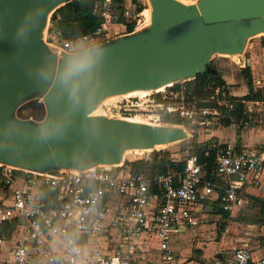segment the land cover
Returning <instances> with one entry per match:
<instances>
[{
	"label": "built area",
	"instance_id": "2783aa9c",
	"mask_svg": "<svg viewBox=\"0 0 264 264\" xmlns=\"http://www.w3.org/2000/svg\"><path fill=\"white\" fill-rule=\"evenodd\" d=\"M110 1L95 6L100 23L90 33L67 39L52 27L55 53L74 54L107 42L118 19L133 23L126 35L135 32L139 20L131 1L122 0L117 10ZM206 89L202 101L212 105L177 107L181 122L175 126L199 134L219 123L220 108H231L228 92L212 83ZM209 145L213 179L191 153L169 158L163 170L151 174L123 162L49 172L0 163V264H198L182 259L179 247L203 207L237 210L248 203L246 185L264 194L263 143L237 148L214 140ZM251 263L263 264L264 258L250 260L242 243L201 264Z\"/></svg>",
	"mask_w": 264,
	"mask_h": 264
},
{
	"label": "water",
	"instance_id": "95a60500",
	"mask_svg": "<svg viewBox=\"0 0 264 264\" xmlns=\"http://www.w3.org/2000/svg\"><path fill=\"white\" fill-rule=\"evenodd\" d=\"M67 1L0 0V163L41 172L85 168L118 163L121 150L153 149L180 139L184 131L179 127L93 121L85 113L107 93L155 89L197 72L214 73L204 61L209 51L240 53L247 38L264 32V0H197L189 19L198 22L170 44L162 40L164 23L185 6L177 0H148L147 32L62 53L57 62L40 35L49 14ZM240 21L248 24H234ZM73 58L87 67L65 79ZM43 93L48 109L43 124L10 120L18 100Z\"/></svg>",
	"mask_w": 264,
	"mask_h": 264
},
{
	"label": "rangeland",
	"instance_id": "374dc122",
	"mask_svg": "<svg viewBox=\"0 0 264 264\" xmlns=\"http://www.w3.org/2000/svg\"><path fill=\"white\" fill-rule=\"evenodd\" d=\"M128 1H131L138 14L137 19L139 23L135 24L137 28L134 34L147 32V27L151 23V8L148 1ZM196 1L185 2L187 8L177 17L176 23L167 26L163 31V42L174 43L195 26L198 19L189 18L196 13ZM110 3L116 10L122 6V2L113 4L110 1ZM49 16L47 18V24L49 22ZM234 24L247 25L248 21L235 22ZM115 27L120 31H110V40L114 39L117 35H126L125 28H122V25ZM48 28V25H46V31L45 29L42 30V34L44 33L42 41L49 52L56 54L52 46V32ZM103 43L106 42H102L101 44ZM216 51L217 49L209 51L204 61L214 69H216V66L225 68L219 69L218 72L224 74V82H229L228 86L230 90L228 91L226 89L227 92H232L231 94H234L232 96L237 97L242 95V89L240 88H243V92H246V80L241 75L240 70L248 67L251 77L252 93L256 94L259 100L242 101L243 112L241 115L228 117L230 121L229 125L232 126L222 127L218 123L213 128H218L220 134L238 132L240 134L238 136L241 137V142L246 146L251 145L254 147L259 143L264 144V32L257 33L255 36L246 39L245 45L239 54L238 61L234 57L231 58L230 55L222 56ZM190 79H181L168 83L162 86L161 90H158V88L143 90L130 89L124 92L117 90L101 95L86 111L85 118L100 122L132 124L137 127L159 125L174 127L175 124L166 121L165 117H173L176 119L175 109L177 107L195 103L194 100L186 96L190 94V90L185 89L188 86L186 85V81ZM176 83L179 85V88L172 89L171 86ZM133 91H145V93H142L143 95L138 93L136 95L122 97L123 94ZM157 94H159V97ZM228 95L230 94L228 93ZM46 98L47 95L43 93L41 95H30L18 100L9 114L10 120L13 122L26 121L32 126H40L44 123L48 114ZM222 117L223 115L220 118ZM177 122H181L178 117ZM252 128L262 131L263 134H260V132L256 134L246 133L248 132L247 130ZM202 134L201 132L197 134L193 130H185L182 138L165 144V146L160 148H154L153 150H165L171 160L184 159L189 151L196 149L197 146L207 141L208 138ZM147 149H137L143 151H137L136 148L121 150L120 154H122V157L124 155L122 160L132 161L146 156L150 151ZM260 181L264 185V169L261 172ZM244 197L248 202V198L245 195ZM203 208V211L198 214L196 225L189 228L180 241L179 249L182 259L201 264L211 260L215 252H228L233 248L241 246L242 243L247 244L251 258L264 255V252L260 254L258 251L259 248L264 247V231L259 224L264 221V210L262 207L255 205V208L248 209V203H243L237 210H233L232 212H223L218 208L217 204L211 206L205 205ZM249 223L255 225L248 226ZM256 246H259V248H256Z\"/></svg>",
	"mask_w": 264,
	"mask_h": 264
},
{
	"label": "trees",
	"instance_id": "16d2710c",
	"mask_svg": "<svg viewBox=\"0 0 264 264\" xmlns=\"http://www.w3.org/2000/svg\"><path fill=\"white\" fill-rule=\"evenodd\" d=\"M103 0H69L59 7L55 8L49 16L50 26L48 30H51L52 27L57 29L63 38L73 39L75 37L90 33L93 31L100 23V18L97 14L94 13V8L97 4ZM113 4L121 3L122 0H111ZM117 23L124 25L125 32L129 33L132 30L133 23L123 22V19H118ZM241 75L246 80L247 93L243 96H232L227 95L226 99L231 104V108L227 109L221 107L222 118L219 119V123L222 126H227L230 124L229 116L236 115L239 116L243 112L244 100H259L256 94L252 93L251 87V77L249 75V68L245 67L240 70ZM212 83L213 86H218L222 88L226 93V84L222 80L219 73L215 70L214 73H209L206 71L197 72L193 78L189 81H186V90H190V94H187V98L190 97L195 101L197 106H211V103L203 102L202 100L206 98L209 94V91L206 89L207 84ZM172 89H178L179 85L173 84ZM162 88L158 89L161 90ZM159 97V94H157ZM166 121L173 124H180L173 117H165ZM212 139L204 141L201 145L197 146L196 149L189 151V153L196 155L199 162H204V169L206 175L210 178L211 168H212V155L213 152L209 148V144ZM160 148V147H158ZM207 152V155L204 153ZM124 157V155H123ZM122 157V158H123ZM120 162L129 163L132 170H141L146 173H153L163 170L166 163H169V156L165 150H153L150 149L148 159H136L127 162V160H122ZM213 179V177H212ZM221 210V209H220ZM224 212V211H223Z\"/></svg>",
	"mask_w": 264,
	"mask_h": 264
},
{
	"label": "crops",
	"instance_id": "0c3cea01",
	"mask_svg": "<svg viewBox=\"0 0 264 264\" xmlns=\"http://www.w3.org/2000/svg\"><path fill=\"white\" fill-rule=\"evenodd\" d=\"M183 2H187V1H189V2H192L193 0H182ZM115 26H120V24H114V25H112L111 26V29L112 30H115V31H120L119 29H117ZM122 28H123V26H122ZM219 54H221L222 56H225V55H230V57L231 58H233V55H231V54H228V53H219ZM222 67V66H221ZM219 69H225V68H220V66L218 67V66H216V71L218 72L219 71ZM219 73V72H218ZM219 75L221 76V78H222V80L224 81V74L223 73H219ZM225 84H226V89L229 91L230 90V88H229V82H224ZM240 89H242V95H245L248 91H247V88H246V92H243V88H240ZM230 95H234V94H231L230 92H228ZM236 93V92H235ZM241 95V96H242ZM230 126H232V125H229V126H222V127H230ZM235 131H236V129H235ZM239 131H240V129H239ZM248 132H246V133H254V134H256V133H258V132H260V134H263V132L262 131H260V130H256L255 128H252V129H249V130H247ZM202 133V132H201ZM202 135H205L208 139H212V140H218V141H227V142H231V143H234L236 146H237V148H248V147H252L251 145H249V146H246V145H244L243 144V142H241V137L240 136H238V135H240V134H238V132H235V133H223V134H220V132L218 131V128H209L208 130H207V133H203ZM206 139V138H205ZM207 139V140H208ZM257 141H258V139H257ZM264 169V168H263ZM263 169H261V171H260V175H261V172H262V170ZM244 195L248 198V209H253V208H255V205H257V206H260V207H262V209L264 210V205L263 204H261L260 202H258L257 200L258 199H260V200H263L264 201V194L263 193H261L257 188H255V187H252V186H248V185H246L244 188ZM264 222V221H263ZM260 224V226H261V229L264 231V225L262 224V223H259ZM258 224V225H259ZM255 224H252V223H249L248 224V226H254ZM264 233V232H263ZM263 242H264V240H263ZM256 248H259V246H256ZM263 249H264V247L263 248H259L258 249V251L260 252V254H261V252H264L263 251ZM217 253V252H216ZM251 254V253H250ZM260 258H264V255H259V256H257V257H255V258H251V256H250V260H258V259H260ZM252 264V263H251Z\"/></svg>",
	"mask_w": 264,
	"mask_h": 264
},
{
	"label": "bare ground",
	"instance_id": "6f19581e",
	"mask_svg": "<svg viewBox=\"0 0 264 264\" xmlns=\"http://www.w3.org/2000/svg\"><path fill=\"white\" fill-rule=\"evenodd\" d=\"M148 1V0H147ZM177 1H179L180 3H182L184 6H185V8L184 9H181V10H179V11H177V12H175V13H173V14H171V15H169L168 17H167V19H166V21H165V23H164V27H167V26H169V25H171V24H173V23H176V19H177V17L187 8V5H186V3L185 2H182V1H180V0H177ZM148 3H149V1H148ZM196 3V2H195ZM149 5H150V3H149ZM150 8H151V6H150ZM195 9H196V7H195ZM151 12V11H150ZM150 21H151V19H150ZM46 25H47V22H46V24H45V27H46ZM45 27L43 28V30L45 29ZM40 37H41V39H43V37H44V33L42 34L41 33V35H40ZM218 50L219 51H222V49L221 48H218ZM229 54V53H228ZM239 54L240 53H235V54H231V55H233V57L238 61L239 60ZM60 55L61 54H56V60H57V62H58V60H59V58H60ZM168 84V83H167ZM160 88H162V86L161 87H158V89H160ZM142 94V93H145V91H133V92H129V93H126V94H123V96L122 97H127V96H130V95H136V94ZM143 95V94H142ZM174 127H179V128H181L179 125L178 126H174ZM183 131H185L183 128H181ZM162 146H165V145H157V146H154L153 148H158V147H162ZM137 150V149H136ZM147 150H150V149H147ZM137 151H143V150H137Z\"/></svg>",
	"mask_w": 264,
	"mask_h": 264
},
{
	"label": "clouds",
	"instance_id": "9594fccd",
	"mask_svg": "<svg viewBox=\"0 0 264 264\" xmlns=\"http://www.w3.org/2000/svg\"><path fill=\"white\" fill-rule=\"evenodd\" d=\"M87 67V63L78 59H70L67 63L65 79L70 77L74 72L82 71Z\"/></svg>",
	"mask_w": 264,
	"mask_h": 264
}]
</instances>
